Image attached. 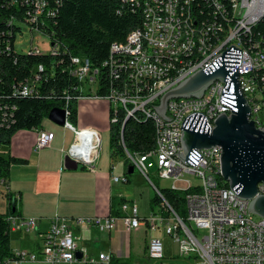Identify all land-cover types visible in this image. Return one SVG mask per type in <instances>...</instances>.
Returning <instances> with one entry per match:
<instances>
[{"label": "built area", "instance_id": "1", "mask_svg": "<svg viewBox=\"0 0 264 264\" xmlns=\"http://www.w3.org/2000/svg\"><path fill=\"white\" fill-rule=\"evenodd\" d=\"M132 1L142 13L141 26L134 34H127L122 45L111 44L108 57L101 66H93L86 57H71L72 75L86 87L81 96L106 100L109 107V122L119 120L124 113L156 116L153 106H160L161 97L175 88L190 75L202 70L232 45L236 48L234 34L244 37L245 54L240 56L237 81L240 95L250 108L248 119L256 127L264 126V35L255 31V26L264 16L263 0H125ZM10 7L24 10L25 16L7 14ZM50 15V5L42 0H0V20L9 22L10 31L0 32V54L11 50L20 53L56 54L58 46L50 43L47 51L39 46H29L26 50L17 46L25 29L31 34H40L37 21L41 14ZM215 13H222L223 23H216ZM177 31H184L185 40H178ZM44 36V35H42ZM213 38H223V47L205 50V42ZM12 39V44L8 43ZM33 44V42H31ZM178 43H187V52L176 57ZM42 70V66H38ZM108 79L106 90L98 93L102 77ZM39 75L22 83L16 91L21 95H38ZM94 84L97 90L94 92ZM225 82L214 79L200 97L193 99L171 98L166 102L164 114L169 121H159L161 139L159 148L147 153H130L125 149L128 162L147 176L145 161L151 155L156 158L158 178L180 181L185 175H193L199 183L189 185L194 188L185 195L186 218L182 220L163 200L154 212L140 217L138 206L133 201H123L119 214H107L86 218H75L78 225L94 226L110 232L121 221L126 231L142 226L154 230L161 225L164 233L176 243L181 256H190L195 264H264V217L254 220L247 213L250 201H242L229 186L220 180V155L218 146L197 149L206 159L195 166L185 164L175 153L183 152L181 145V125L184 118L192 113H202L213 128V116L222 113L229 116L230 107L219 102ZM69 96H66V101ZM13 108V107H12ZM63 127L73 134H79V141H71L64 151L65 156L78 165L94 170L100 158L102 134L94 127L77 128L68 121V110ZM11 109L0 106V123H6ZM54 133L44 128L37 129L35 149L50 147ZM208 159V160H207ZM113 181L127 183L128 177L112 176ZM3 184V182L0 180ZM190 184V182L188 181ZM155 191L161 196L158 186ZM175 188V187H172ZM257 194H264V183L257 185ZM168 210V215L163 210ZM10 230L24 227L27 231L37 227L38 218L17 220L8 218ZM206 234H200V230ZM41 247L35 251L12 250L14 258L0 260V264H22L44 261L47 264H71L77 261L76 252L80 236L74 233L69 219L55 215L48 229L41 233ZM149 259L164 258V243L157 236L150 237L146 249ZM112 254L100 252L97 258L80 259L91 264H108Z\"/></svg>", "mask_w": 264, "mask_h": 264}, {"label": "trees", "instance_id": "2", "mask_svg": "<svg viewBox=\"0 0 264 264\" xmlns=\"http://www.w3.org/2000/svg\"><path fill=\"white\" fill-rule=\"evenodd\" d=\"M42 2L50 5V15L43 13L39 16L38 29L59 49L54 55L20 53L13 50L0 54V106L11 109L9 121L0 123V146H9L13 134L19 129L30 130L41 127L43 119L54 107L66 108L68 121L74 123L77 119V100L81 92L77 78L72 75L71 57H86L93 66L100 67L109 55L111 44L122 45L126 35L134 34V29L142 23L141 10L132 1L43 0ZM5 11L7 14L25 16L24 10H16L13 7ZM215 14V21L223 23L222 13ZM0 29H2L0 32L10 31V24L8 22L0 24ZM254 29L264 35V16ZM11 41L12 39L8 43L12 44ZM40 65L42 70H38ZM36 73L40 77L37 86L38 95L19 94L16 89ZM107 84L108 79L103 76L98 93L103 94L108 87ZM66 96H69L68 101ZM118 117V122L109 124L110 156L124 158L130 166L125 149L132 154H143L153 150L156 140L155 124L150 119L130 117L124 120L121 130L123 116L119 113ZM76 138L79 141V137ZM25 161L13 155L0 156V180L3 185L7 186L11 166ZM80 168L86 169L82 165ZM152 182L157 187V181L152 180ZM223 185L229 186L226 182H223ZM158 188L161 196L156 191L153 193L149 201L150 212H154L164 200L185 221V195L194 188ZM5 197L9 210L0 213V260L14 258L10 245L8 218L16 215L15 196L7 191ZM162 210L167 216L168 210ZM108 264H133V260L131 256L120 258L113 255Z\"/></svg>", "mask_w": 264, "mask_h": 264}, {"label": "crops", "instance_id": "3", "mask_svg": "<svg viewBox=\"0 0 264 264\" xmlns=\"http://www.w3.org/2000/svg\"><path fill=\"white\" fill-rule=\"evenodd\" d=\"M86 91V87L81 90L82 93ZM109 107V103L104 99L81 96L77 100V119L72 124L77 128L105 129L109 117ZM39 128L54 133L51 146L40 150L35 149L38 128L30 129L27 132H16L12 136V142L14 138L18 137L21 151L15 152L9 148L10 155L26 161L11 166L7 186L0 182V213L9 210L5 197V193L9 191L15 196V218L17 220L30 217L39 219L37 227L33 230L27 231L24 227L10 230L9 235L14 232L21 238L18 240L21 244H16L15 247L11 245L12 250L35 252L39 250L42 243L41 233L48 229L51 218L58 215L69 219L71 229L81 238L77 251L81 256L71 264H91L80 259L82 256L87 258H97L98 256H91L92 227L94 226L78 225L74 220L75 218L120 213V204L123 201L119 200V204L116 205L114 200L122 198L123 194L115 191V185L123 183L113 181L112 176L115 175L116 170H122L123 165L128 168V164L124 158H122V162H118L119 157H104L101 153L94 170H83L79 168V165L75 170L66 169L64 168V151L68 146L65 145L66 140L63 143V139L68 136L70 144L71 141H77L75 134L63 126L56 132L43 125ZM76 203L85 206L86 210L78 211L82 208H80V204ZM135 230H139V228L132 231ZM126 232L131 231H126L121 221H118L115 229L107 232L108 240H106L105 249H100L98 254L106 252L120 258L131 256L126 255L127 247L124 237ZM35 262L47 264L42 260Z\"/></svg>", "mask_w": 264, "mask_h": 264}, {"label": "water", "instance_id": "4", "mask_svg": "<svg viewBox=\"0 0 264 264\" xmlns=\"http://www.w3.org/2000/svg\"><path fill=\"white\" fill-rule=\"evenodd\" d=\"M240 56L241 50L231 45L210 65L165 93L160 99L159 107H153L161 117L169 121L163 115L169 99L189 96L197 98L214 79L225 82L219 102L230 107L229 116L224 113L217 116L213 128H210L202 113L186 116L180 128L183 152L178 150L174 155L185 164L195 166L201 159H206L197 149L220 147L221 178L238 197L250 201L247 213L264 217V194H257V185L264 183V126L258 128L248 119L250 108L240 95L237 81ZM47 117L53 123L64 126L66 112L63 108L54 107ZM77 167L75 161L65 156L64 168L75 170ZM133 170L134 167L130 165L127 173L131 174ZM80 256L76 252V257Z\"/></svg>", "mask_w": 264, "mask_h": 264}, {"label": "rangeland", "instance_id": "5", "mask_svg": "<svg viewBox=\"0 0 264 264\" xmlns=\"http://www.w3.org/2000/svg\"><path fill=\"white\" fill-rule=\"evenodd\" d=\"M29 34V35H28ZM25 35L31 37L28 38H19L17 42V46L20 48L22 47L23 50H26L29 46H39V49L42 51H47L50 48V43L47 40L45 36H42L40 34H31L30 31L25 29ZM94 92L97 90V84H94ZM109 117L107 126L105 129H99V131L102 134V146H101V153L104 157L110 156V149H109ZM42 125L45 127H50L54 132H56L58 129H61L62 126L57 125L53 123L51 120L48 119V117L43 119ZM29 129H19L18 131H24L27 132ZM15 132V133H16ZM14 133V134H15ZM13 134V135H14ZM66 140V146H69L68 142V136L63 139V143ZM20 141L17 138H14L13 142L11 139L9 146H0V156L7 157L10 155L9 148H12L15 152L21 151L20 149ZM118 162H122V158L119 157ZM81 165H79L80 168ZM145 166L147 169V178L143 176L138 169L135 167L133 173L129 174V182L123 183L120 185H115V191L122 193L123 197L117 198L114 200V204L118 205L119 200L120 201H133L138 206L139 215L140 217H145L150 214V205L149 201L152 197L153 193L155 192L154 184L152 180L157 181V186L162 187H175L176 189H186L189 185H196L199 183V180L193 176V175H185L184 179L180 181H173L170 179H164V178H158L157 176V163L156 158L151 155L147 158L145 161ZM127 172V168L125 165H123L122 170H116L115 175L117 176H123ZM190 182V184L188 183ZM80 204V203H76ZM75 204V205H76ZM98 204V202H97ZM77 206V205H76ZM99 207V204H98ZM80 208L78 211H84L86 210L85 206H82L80 204ZM158 207H156L157 209ZM1 209V208H0ZM155 209V210H156ZM251 216L254 220L259 219L261 216L251 213ZM92 238H91V247L92 252L91 256L96 257L98 255V252L100 249H105V243L106 240H108V233L105 231H100L96 227H92ZM200 234H206V230L202 229L200 230ZM152 236H157L161 238V240L164 243V258L158 261L149 259L146 256V253L144 252V248H146V245ZM10 245L12 247H15L16 244H21L20 237H18L17 233L11 232L10 234ZM125 240H126V247L127 252L126 255H131V258L133 260V264H195L194 260L190 256H181L177 252L176 243L172 240L170 236L164 233L163 227L159 225L157 229L154 230H147L144 226L140 227L139 230L126 232L124 234ZM22 264H44L42 262H24Z\"/></svg>", "mask_w": 264, "mask_h": 264}, {"label": "bare ground", "instance_id": "6", "mask_svg": "<svg viewBox=\"0 0 264 264\" xmlns=\"http://www.w3.org/2000/svg\"><path fill=\"white\" fill-rule=\"evenodd\" d=\"M263 5H264V0H263ZM219 15H221V13H219ZM221 17L223 19V16H221ZM5 23H6V21L0 20V24H5ZM216 23H218V22H216ZM4 28H6V27H4ZM4 28H2V29H4ZM2 29H0V31ZM177 38H178V40H185L184 31H177ZM234 41L236 43V46H238V49L241 50V54H245L244 37L241 34H234ZM221 47H223V38H213V39H211V41L205 42V50H215L216 48H221ZM186 52H187V43H178V45L176 46V57H183L184 53H186ZM183 99H193V96L183 97ZM163 115L166 117V114L163 113ZM217 116H219V115L213 116V127H214V121H215ZM130 117L136 118L137 116H135L134 113H124V120H126ZM140 117L144 120L150 119L154 122L155 129H156V140H155V147L154 148H159L160 139H161L159 121H166V120L163 117H161L159 113H157L156 116L144 115V116H140ZM75 136L79 137V134H75ZM220 180H223L221 178V176H220ZM223 182H225V181L223 180ZM241 200L242 201H249V200L243 199V198H241Z\"/></svg>", "mask_w": 264, "mask_h": 264}]
</instances>
